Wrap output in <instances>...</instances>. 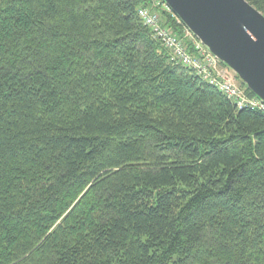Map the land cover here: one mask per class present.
Masks as SVG:
<instances>
[{
	"label": "trees",
	"instance_id": "obj_1",
	"mask_svg": "<svg viewBox=\"0 0 264 264\" xmlns=\"http://www.w3.org/2000/svg\"><path fill=\"white\" fill-rule=\"evenodd\" d=\"M140 7L193 52L162 0H0V264H264V107Z\"/></svg>",
	"mask_w": 264,
	"mask_h": 264
},
{
	"label": "water",
	"instance_id": "obj_2",
	"mask_svg": "<svg viewBox=\"0 0 264 264\" xmlns=\"http://www.w3.org/2000/svg\"><path fill=\"white\" fill-rule=\"evenodd\" d=\"M264 104V14L247 0H162Z\"/></svg>",
	"mask_w": 264,
	"mask_h": 264
},
{
	"label": "built area",
	"instance_id": "obj_3",
	"mask_svg": "<svg viewBox=\"0 0 264 264\" xmlns=\"http://www.w3.org/2000/svg\"><path fill=\"white\" fill-rule=\"evenodd\" d=\"M137 13L143 24L150 29L152 36L169 50L172 61L193 67L199 74L208 77L211 83L218 84L220 89L229 97L234 98L239 105L244 103L246 97L239 86L235 85L233 77L226 74L224 69V71L220 69V62L191 32L186 29L185 37L190 40L193 52H190L185 45L184 38L179 37L162 24L158 13L148 7H140ZM172 16L175 15L172 13ZM251 103L264 107V104L256 98Z\"/></svg>",
	"mask_w": 264,
	"mask_h": 264
},
{
	"label": "rangeland",
	"instance_id": "obj_4",
	"mask_svg": "<svg viewBox=\"0 0 264 264\" xmlns=\"http://www.w3.org/2000/svg\"><path fill=\"white\" fill-rule=\"evenodd\" d=\"M156 3H157V1L154 2V5H156ZM182 34H183V35H186V31L182 32ZM229 71H230V73H229L230 76L233 77V81H234L235 85H236V86H239V82H238V80H237V79H236L237 81L234 80L235 73H234L231 69H229ZM239 87H240V86H239Z\"/></svg>",
	"mask_w": 264,
	"mask_h": 264
}]
</instances>
